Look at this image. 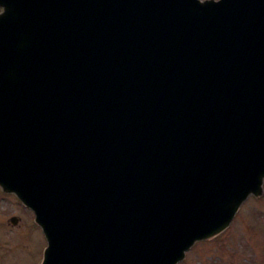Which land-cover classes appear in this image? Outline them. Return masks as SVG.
<instances>
[{
	"label": "water",
	"instance_id": "water-1",
	"mask_svg": "<svg viewBox=\"0 0 264 264\" xmlns=\"http://www.w3.org/2000/svg\"><path fill=\"white\" fill-rule=\"evenodd\" d=\"M0 6V184L42 264H176L262 194L264 0Z\"/></svg>",
	"mask_w": 264,
	"mask_h": 264
},
{
	"label": "rangeland",
	"instance_id": "rangeland-1",
	"mask_svg": "<svg viewBox=\"0 0 264 264\" xmlns=\"http://www.w3.org/2000/svg\"><path fill=\"white\" fill-rule=\"evenodd\" d=\"M260 197H249L240 207L227 230L207 241H199L190 248L184 260L177 264H264V182ZM0 213L9 218L10 241L0 244L1 251L8 252L5 264H35L40 257L45 240L42 232L30 224L32 214L12 195L0 194ZM31 218V219H30ZM6 235L0 233V239Z\"/></svg>",
	"mask_w": 264,
	"mask_h": 264
},
{
	"label": "bare ground",
	"instance_id": "bare-ground-1",
	"mask_svg": "<svg viewBox=\"0 0 264 264\" xmlns=\"http://www.w3.org/2000/svg\"><path fill=\"white\" fill-rule=\"evenodd\" d=\"M223 110L226 111L229 116L232 115L231 109H227L226 105L223 106ZM205 125L207 126V123H205ZM196 142H198L200 145H202L200 140H196ZM186 151L187 150H183L180 147L178 150V154L181 155L182 158L184 159V161L186 163H188L191 167L196 168L198 170L199 168H203L206 166V160L203 158V156H200L199 152L186 153Z\"/></svg>",
	"mask_w": 264,
	"mask_h": 264
},
{
	"label": "flooded vegetation",
	"instance_id": "flooded-vegetation-1",
	"mask_svg": "<svg viewBox=\"0 0 264 264\" xmlns=\"http://www.w3.org/2000/svg\"><path fill=\"white\" fill-rule=\"evenodd\" d=\"M8 218L7 217H4L2 214H0V233H3L6 235V238L4 240L0 239V244L1 243H6L7 242V239L10 241V238H9V235H8V227L9 228H12L11 226H8V223H7V220ZM8 258V252L6 251H1V255H0V259L4 260V259H7ZM0 264H5V262L3 263H0Z\"/></svg>",
	"mask_w": 264,
	"mask_h": 264
}]
</instances>
